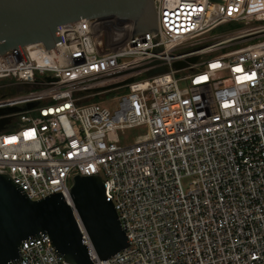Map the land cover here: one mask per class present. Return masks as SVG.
I'll return each instance as SVG.
<instances>
[{"label": "built area", "instance_id": "2783aa9c", "mask_svg": "<svg viewBox=\"0 0 264 264\" xmlns=\"http://www.w3.org/2000/svg\"><path fill=\"white\" fill-rule=\"evenodd\" d=\"M154 1L156 33L84 18L52 49L23 46L28 63L0 54V108L18 109L0 116V174L68 204L74 176H98L129 245L90 249L94 264H264V0ZM19 250L14 264H70L46 234Z\"/></svg>", "mask_w": 264, "mask_h": 264}, {"label": "water", "instance_id": "95a60500", "mask_svg": "<svg viewBox=\"0 0 264 264\" xmlns=\"http://www.w3.org/2000/svg\"><path fill=\"white\" fill-rule=\"evenodd\" d=\"M156 13L154 0H0V54L19 49L28 63L23 46L42 43L46 50L52 49L62 43L60 26L84 18L92 21L113 16L133 23L131 36L153 34L158 30ZM185 66L184 62L174 64L175 69ZM163 71L158 68L149 75ZM17 110L0 108V116ZM7 121L0 119V130ZM45 234L54 252L70 264H94L90 249L103 261L129 245L98 176H74L68 204L61 192L32 201L8 174H0V264L16 263L21 259V242Z\"/></svg>", "mask_w": 264, "mask_h": 264}, {"label": "rangeland", "instance_id": "374dc122", "mask_svg": "<svg viewBox=\"0 0 264 264\" xmlns=\"http://www.w3.org/2000/svg\"><path fill=\"white\" fill-rule=\"evenodd\" d=\"M229 28H233V27H229ZM227 30H229V29H227V27H219L218 29L213 31V33L220 34V33H223ZM8 89L9 88H0V95L3 93H10L11 91H10V89L9 90ZM20 93H24V91H20ZM125 94H127V90L118 91V92H115V93L108 95L107 96V99H109L108 103L103 104V106H105V107L109 108L111 111H113L117 107L119 98ZM9 131H11V130H9ZM143 131H144V129H140V128L127 129V130L123 131V133H120L119 135H120V138L122 139L123 143H127V142L129 143V142H132L134 140V138L137 137L138 135H140ZM185 183H186V181H183L184 186H185Z\"/></svg>", "mask_w": 264, "mask_h": 264}, {"label": "trees", "instance_id": "16d2710c", "mask_svg": "<svg viewBox=\"0 0 264 264\" xmlns=\"http://www.w3.org/2000/svg\"><path fill=\"white\" fill-rule=\"evenodd\" d=\"M9 90V89H8ZM3 94H8V93H3Z\"/></svg>", "mask_w": 264, "mask_h": 264}]
</instances>
